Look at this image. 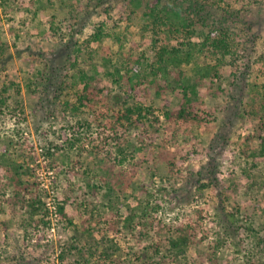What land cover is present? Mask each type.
I'll list each match as a JSON object with an SVG mask.
<instances>
[{"label":"trees","instance_id":"trees-1","mask_svg":"<svg viewBox=\"0 0 264 264\" xmlns=\"http://www.w3.org/2000/svg\"><path fill=\"white\" fill-rule=\"evenodd\" d=\"M230 1L130 0L132 14L142 7L146 25L138 30L132 29L130 24L118 29L104 21L96 25L86 39H82L80 34L84 32L87 20L80 15L72 22L63 44L51 56L45 57L41 83L54 98L52 104L46 103L51 109L50 115L60 111L66 117L68 112L78 114L84 106L101 103L107 110L103 109L100 115L106 118L109 109H116L115 115L110 116V125H106L114 129L115 135L111 133L100 142H96L92 134H87V140L80 142L82 138L76 131L91 127L88 121L66 124L68 127L62 126L59 130L50 128L54 138L49 140L46 154L63 165L62 172L67 173L71 163L73 168L78 167L76 159L69 158L68 152L73 148L76 147V153L88 156L86 167L79 174L82 183L71 175L54 204L62 227L72 230L68 244L62 246L59 254L61 259L71 258L67 264H123L125 260L129 261L128 264H264L263 205L254 204L250 214L243 216L241 222L238 217L240 210H228L224 203H219L212 215L216 238L210 239L211 232L202 228L205 221L202 209L198 211L199 217L195 222H167L155 215L154 211L160 204L154 203L153 192L138 183L127 170H116L117 166L123 165L124 157L113 156L108 147L113 139L121 138L115 131L118 126L122 129L138 128L139 142L150 148L153 154L154 148L164 145L158 137L164 139L166 132H178L188 122L201 124L207 120L195 109L196 102L204 89L214 88L215 84L224 89L228 66L237 65L236 69L243 73L251 70L247 54H244L247 59L243 62H235V58L246 50L242 52L240 42L225 26L226 21L221 20L238 18L239 12L233 11ZM250 1L259 3L261 0ZM210 3L211 8L221 12H218L221 16L213 21L208 20L206 14V11L211 14ZM225 3L228 6L225 7ZM50 29L54 35L65 36L54 15ZM13 30L18 33L16 28ZM127 44L130 45L127 47ZM5 45V42L1 44L0 54L6 51ZM258 61L264 78V52ZM258 84L260 98L252 96L249 102L255 133L245 151L254 158L248 176L257 171L255 160L264 159V80ZM72 85L75 88L72 93L74 102H71L68 92ZM114 87L121 91L113 94ZM10 88L9 85L0 86V115L9 112L18 120H27L25 104L10 93ZM17 91L20 93L21 88ZM151 91L163 98L168 106V96L176 98L177 106L159 114L154 105H146L142 101L130 103L128 100L131 95ZM110 97L114 100L113 107L110 106ZM58 101L64 103L62 110L55 106ZM7 142L12 143V138L9 137ZM143 146H135V150L141 151ZM52 149L64 151V155L57 158ZM118 150H122L121 147ZM168 164L173 165V162ZM213 167L201 169L200 174L214 175ZM30 173L31 167L25 162L0 152V209L10 206L13 211L20 210L23 227L49 223L46 218L49 214L46 190L35 187L27 178ZM126 230L135 239L133 244L126 240ZM238 235L241 240L248 235L252 241L243 258L230 262L219 256L224 242Z\"/></svg>","mask_w":264,"mask_h":264},{"label":"rangeland","instance_id":"rangeland-1","mask_svg":"<svg viewBox=\"0 0 264 264\" xmlns=\"http://www.w3.org/2000/svg\"><path fill=\"white\" fill-rule=\"evenodd\" d=\"M230 5L234 12H239L238 18L221 20L226 21L225 26L240 42L242 52L246 50L243 55L235 58V62H243L247 59L244 54H247L250 56L251 70L243 73L236 69L237 65L228 66L223 81L224 89H219L218 84L214 88L204 89L196 102L195 109L207 120L201 124L188 122L178 132H166L164 139L158 137V141H163L164 145L154 148L153 154L150 148L139 142L138 128L122 129L118 126L115 131L119 132L121 138L113 139L108 144L113 156H121L125 160L116 170H127L138 183L144 184L148 191L153 192L154 203L160 204L159 209L154 211L155 215L167 222H195L199 217L198 211L202 209L205 218L202 228L211 232L210 239L216 238L212 215L214 207L219 203H224L228 210H240L238 217L241 222L243 216L250 214L254 204L264 206V159L255 160L258 164L257 171L248 176L254 158L245 152L247 143L252 142L255 133L254 120L249 114L250 99L252 96L260 98L258 83L264 80L258 61L259 55L264 52V0L259 3L231 0ZM208 6L211 13L209 15L206 11L208 20L213 21L221 16L220 10L211 8V3ZM224 6L228 5L225 3ZM139 10L132 14L130 0H0V46L7 43L6 51L0 54V86L9 85L10 93L25 104L28 114L27 120L23 121L9 112L0 115V152H6L8 156L31 167L27 178L35 187L46 190L49 206L46 217L49 223L39 222L30 227L21 226L23 214L20 210L13 211L10 206L0 209V264L70 262L71 258L61 259L59 254L62 246L68 244L72 230L62 227L61 217L56 213L54 204L56 197L62 195L61 188L67 185L71 175L78 183H82L79 174L86 167L88 156L76 153V147L72 152L67 151L69 158L76 159L75 165L78 167L73 168V164L69 163L72 165L68 167L70 172H62L63 165L46 154L49 140L54 138L50 128L59 130L62 126L66 127V124L88 121L91 127L76 131L82 138L80 142L85 141L87 134H92L97 139L96 142H100L111 133L115 135L114 129L107 128L109 126L106 125H110V116L115 115L116 109H109L110 113L106 118L100 115L106 109L101 103L92 107L84 106L78 114L68 112L66 117L60 111L50 115L51 109H48L46 103L52 104L54 98L49 91L43 89L41 83L44 60L63 44L72 22L78 16L86 17L84 32L80 34L82 39H86L93 33L95 26L104 21L118 29H124L130 24L132 29L138 30L147 22L142 7ZM53 15L65 36L54 35L50 29ZM111 44L114 45L112 41ZM18 88H21L20 93ZM74 90L73 85L68 87L71 102L75 101V95L72 94ZM119 91L120 88L114 87L112 92L114 94ZM123 95L126 96L125 93ZM168 97L169 106L154 91L131 95L128 100L130 103L142 101L146 105H154L156 112L163 114L165 110L177 106V99L170 95ZM65 99L66 95L63 102ZM63 104L58 101L55 106L62 110ZM114 105L111 98L110 106ZM162 120L167 122L163 115ZM9 137L12 138V143L7 142ZM139 145L143 149L136 151L135 146L140 147ZM119 147L122 150H118ZM57 150L53 151L57 158H61L64 151ZM169 161L173 165H169ZM82 163L84 164L79 169ZM212 166H215L214 175L200 174L201 169L206 170ZM76 220L79 221V217ZM109 232L113 234V231ZM125 233L126 240L133 244V236L127 230ZM224 243L218 254L230 262L240 261L252 245L248 235L243 240L240 235L231 237ZM136 246L139 245L136 243ZM128 262L125 260L123 264Z\"/></svg>","mask_w":264,"mask_h":264}]
</instances>
